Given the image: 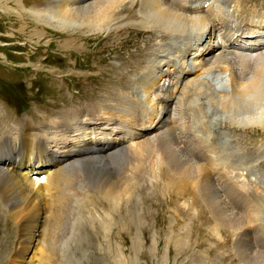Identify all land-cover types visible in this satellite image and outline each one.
I'll return each instance as SVG.
<instances>
[{"label": "rangeland", "instance_id": "obj_1", "mask_svg": "<svg viewBox=\"0 0 264 264\" xmlns=\"http://www.w3.org/2000/svg\"><path fill=\"white\" fill-rule=\"evenodd\" d=\"M68 1L0 0V118L4 119L2 121V128L4 129L0 130V157L13 160L17 164H21L26 155L32 150L35 157L41 154L39 157L41 164L38 163V165L45 168L51 166L54 159L35 148L39 142L44 140L47 146L50 144L61 145L66 141H68L67 143H73L77 141L80 133L89 131L94 132L93 135L96 138L101 137L105 130L98 122H101L100 120L107 121L110 115L112 117L109 121L122 124V131L113 133L123 134L124 131L131 130L130 138L134 141V138L140 140L142 136L149 132L142 126L136 127L135 123L130 120L131 115L135 111L136 113L141 111L137 105L138 103L136 104V100H132L130 97L129 88L133 85V81H135L137 76L140 77L142 70L133 68L128 70L127 64L129 63H124L127 65L124 67L125 77L128 75L129 79L131 76L133 80L128 84L126 81L122 82L119 74L112 72L110 75L108 72L116 59L124 60V57L130 58L132 56L130 60L128 59L129 62L134 63L135 61L140 67L144 63L143 65L146 67L147 64L154 62V57L159 59L164 54L168 57L167 59H170V63L173 64L170 69L172 73L171 79H174V83L166 89L168 93L176 94V97L179 94L177 83L181 81V74L178 72V66L175 62L178 61L181 54L173 53L174 46L170 43L168 36L161 37V42L163 43L159 41L157 45L155 43V46V36L137 25L135 27L128 25L141 20L140 17L135 15L139 10L138 7V9H134L135 14L131 15L132 10L129 9L130 7H126L128 2H121L123 6L120 5L118 8L115 7L116 9H111V15L115 22L121 16H125L120 21L121 23H116V25H122V27L114 31H105V29L99 31L93 24L86 26V29L84 27L67 26L66 4ZM235 1L237 0H228L224 6V9L228 6L224 12L229 17H225L226 21L223 24L224 36L229 37L230 43L231 40L233 42L240 41L244 26L241 24H250L247 28L261 26L259 22L264 18V0H248L242 2V4L238 3L239 0L234 3ZM231 5L233 8L230 7ZM234 9H238V11L236 12ZM227 10L232 13H228ZM209 35L212 36V33L210 32ZM114 36L117 37L115 38ZM218 39L221 44L227 42L226 38L221 35L218 36ZM257 39L263 41L264 32L258 34ZM101 41L102 43H100ZM126 44L129 46H126ZM164 44L172 46L166 48ZM138 49L146 50L137 52ZM213 49L211 48L210 52ZM152 50L158 52L159 56L153 55ZM94 52L97 54L95 55ZM143 52H147V54ZM208 53H205V55ZM144 57L147 60L146 62H144ZM158 59L153 69H156L157 65L160 64ZM99 64L100 66L98 67ZM149 66L151 67V65ZM107 69L109 70L107 71ZM85 72H89L91 75L87 81H79L75 86L70 83L72 81L69 79L70 76L78 81L80 77L84 78L83 76L87 75ZM103 72L106 73L104 74ZM113 74L116 77L111 81L109 77ZM98 83L104 85L100 86ZM116 88H119L117 93L125 91L120 98L117 93H108L110 96L107 94L108 91L113 92ZM44 90L48 91L45 95ZM89 93H97V95H93L91 100L90 97L79 99L81 95H89ZM94 96L101 97V105H97L94 102ZM85 102L89 106V111H95L94 116H89L85 120L96 118L94 122L97 123L93 126V122H76L69 127H65L63 121L68 113L67 110L70 109L69 107L74 105L72 107L74 109L73 113H76V111H81V108L86 105ZM188 103L186 102L184 105V108L187 107L188 111V122L185 121L188 129L182 131L183 139H187L188 142L191 141L188 144H192L193 140L194 143L203 141L201 145L210 141L209 143L213 146L205 147L209 150L204 152L205 157L196 158L195 161L198 166H202V169L211 167L208 170L199 172L190 162H187L183 166L182 171H179L171 166L170 162L164 157L163 152L156 151L148 163L144 164V161H141L127 165L113 164L110 165L113 168L109 166L107 170L101 171V184L105 185L107 189L112 182H119L122 188H125L123 194L126 195L132 186L136 187L138 184H142L145 193L138 195L137 192L135 193V197H140L141 195H150L155 187L159 193L154 194L151 200L154 203L157 200H161L163 204L161 206L159 204L146 205V208L145 205H142L137 208V212L140 213L139 216L142 215L145 219H143L144 227L146 224L150 232L142 238L134 235L132 240L134 242L137 240L142 241V246L139 248L132 247L131 250H128L127 246L122 249L121 244L123 243L120 238L115 236L113 238L111 233L108 235L106 233L108 232L107 229L106 231L101 229L100 237L94 238L93 229L95 222L93 223L92 220L88 219V222L82 225V238L79 235V239L82 240L78 241L76 236L75 238L71 236L70 239L68 238L65 241V243L68 241L69 248L73 249L72 252L71 249L69 250L72 264H264V259L259 258L260 256L264 257V125L262 124L255 128L250 126L251 128L240 127L237 129L226 123L209 121L211 119L207 108L200 105L197 100L190 104ZM100 109L103 111L107 110L106 114L99 115L98 111ZM136 119L140 121L141 118ZM57 120L58 123H56ZM26 122L38 129V133L33 136L35 138L24 134ZM209 124L211 125L209 132L214 137L213 135L208 136L205 134V127L209 126ZM110 126L112 125L109 124L105 127L109 128ZM199 131L205 134L202 138L204 140H199V136H195V133ZM97 134L99 135L97 136ZM40 135L42 137H39ZM123 136H125L124 140H128L129 137L126 134H123ZM225 138L228 140H225ZM195 140L198 141L196 142ZM174 147L180 150L183 148L178 145ZM99 153L101 154V152ZM71 154L75 157L78 153L72 152ZM187 155L185 149L178 154V156L185 158H188ZM235 163H238L237 166L245 168L243 172H247L246 176L252 179L244 182L240 188H236L239 182L229 173L230 165H236ZM150 168L151 171H149ZM165 170L170 174L166 179L164 176L167 173L163 172ZM180 172H183V174ZM36 173L32 172L31 174L34 175ZM137 174H141V176L138 177ZM207 175H211L209 180L217 179L215 183L217 190H220V197L225 198L229 204L216 201L217 209H214L206 190L202 186L204 177ZM128 177L131 178L129 181H127ZM172 177L174 181L171 184H167V181L173 179ZM218 184L225 187H220ZM233 187L243 197L241 204H238L226 190ZM225 190L227 193H224ZM12 198L10 201L2 198V203L4 202L2 205L5 206L3 207L5 210L2 208V211L3 214L5 212L6 216L11 214L10 212L12 211V207L8 205L21 201L17 194H14ZM90 202L91 199L89 198L88 205L92 208L93 214L98 221L102 223L112 217L108 203L103 202L95 205ZM218 209H220V212L216 213L215 210ZM46 228V241L49 244L58 242L60 239L58 238L60 237L58 235L59 231L55 232L56 228H54V225L48 224ZM157 228H160L159 232ZM114 231L112 230L111 232L114 233ZM110 236L113 238L111 241L112 247H110L113 251L107 248L106 243H104V246L100 242L101 237H103L101 240L106 242L110 239ZM72 238L74 241L71 240ZM58 259H60V256Z\"/></svg>", "mask_w": 264, "mask_h": 264}, {"label": "bare ground", "instance_id": "obj_2", "mask_svg": "<svg viewBox=\"0 0 264 264\" xmlns=\"http://www.w3.org/2000/svg\"><path fill=\"white\" fill-rule=\"evenodd\" d=\"M123 1L131 3H127L126 6L127 8L130 7L129 9L132 10L131 15L135 14V8H139L135 15L140 17L141 20L136 23L128 24L129 26L135 27L137 25L139 28H143L149 34L155 36L154 45L162 41L161 37L168 36L170 43L174 46L173 53L181 54L178 61L175 62L178 66V72L181 74V81L177 83L179 94L176 97V94L172 95L168 93L167 87L174 83V79H171L172 73L170 69L173 64L170 63V59H167L168 57L164 54H162L159 59L158 57H154V62L147 64L146 67L143 65L144 63L140 67L134 60H132L134 63L129 62L132 56H130V58L124 57V60L116 59L114 63L112 62L113 65L111 66V70L107 69V71L109 70L108 72L110 75L112 72H115L114 74H119L122 82L126 81L128 84L133 80L131 76L129 79L128 75L125 77L124 74L126 72L124 67L126 64L124 63L128 62L130 64H127L128 66L126 65L128 70L132 68L135 70H142L140 77L137 76L135 81H133V85L129 88L130 97L132 100H136V104L138 103L137 105L141 109L140 112L136 113L135 111L134 114L131 115L130 120L135 123L134 125H136V127L142 126V128L149 131L142 136L140 140L134 138L135 140L133 141L132 138H130L131 130L123 132V134L129 137L128 140H124L125 136H123V134L113 133L120 131L122 129V124L109 121L112 115L108 113L110 116L107 121L99 119L101 122L98 123L100 126L104 127L105 130L104 133L101 134V137H98L99 139L93 135L94 132L92 133L89 131L80 133L77 137V141L73 143H67L68 141H66L61 145L50 144L47 146L46 141L43 140L39 142L35 148L39 152H43L45 155H49V157L54 159L49 167L45 168L38 165V163L41 164V160L39 159L41 154L35 157L32 150L26 155L21 164L0 157V264H72V258L69 256V253H71L73 249L69 248L70 245L67 244L69 242L67 241V243H65V241L66 239L68 240V238L70 239L71 236H74V238L76 236L78 241L82 240L79 239L80 236L82 238L83 235L82 225L87 223L88 219L92 220L93 223L95 222L93 229L94 238L100 237L101 229H105L104 231L107 229L108 232L106 233L108 235L111 233L113 238L114 236L120 238L123 243L121 244L122 249L124 246H127L128 250H131L132 247H141L142 241L137 240L134 242V240H132L133 236L136 235L142 238L150 231L146 224L144 227L145 219L142 215H140L141 217L139 216L140 213L137 212V208L142 205H145L146 208V205L151 204H159V206H161L163 204L161 200H157L156 203L151 200L153 195L158 194L159 191L153 186L154 188L150 195L147 194L135 197L136 192L137 195L145 193L142 184H138L136 187L132 186L130 188V194L124 195L125 188H122L119 182H112L108 189L105 185L101 184L102 178L100 172L107 170L109 166L113 164L127 165L130 163L136 164L141 161H144V164L148 163L156 151L163 152L164 157L170 162L171 166L177 168L179 171H182L183 166L187 164V162H190L199 172L208 170L211 166L202 169V166L197 165L195 159L205 157L204 152L209 151L205 147L213 146L209 143L210 141L207 143L208 145H201L203 141L199 143L198 140V142L195 140L197 143H194L193 140L192 144H188L191 141L188 142L187 139H183L182 131L188 129V125L186 126L185 124L188 122L187 107L184 108L186 102L190 104L197 100L200 105L207 108L208 115L211 119L209 121L216 123L220 122L222 124L226 123L237 129L240 127L255 128L262 124L264 125V40L260 41L257 39V35L264 32V18L259 22L261 26H252L253 29L247 28L250 24H241L245 27L243 26L240 41L233 42V40H231L230 43L229 37L227 36V38L224 36L223 29L226 18H229L227 13L224 12L225 9L228 8L227 6V8L224 9L228 0H69L66 4L67 26L71 25L73 27L85 28L93 24L99 31L103 29H105V31L119 30V27H122V25H116V23H121L120 21H122L125 16H121L115 22L111 15V9L115 7L118 8V6L122 5L121 2ZM244 1L246 2L248 0H239L238 3L240 2L242 4ZM232 5L230 7H232ZM242 10L244 11V9ZM235 11L237 12L238 9ZM210 32L212 36L209 35ZM219 35L226 38L227 44L220 43L218 39ZM92 36L94 35L92 34ZM253 36L254 38L252 39ZM100 43H102V41ZM127 44L126 46H129ZM171 46L169 44H164L166 48H170ZM211 48H214L212 52H210ZM139 50L141 49H138L137 52L146 49ZM207 52L209 53L205 55ZM134 53L136 54V52ZM143 53L147 54V52ZM153 55L159 56V53L153 51ZM147 57L149 58V56ZM157 59L160 64L157 65L156 69H153ZM146 61L147 60L144 62ZM122 64H124V66H122ZM149 65H151V67ZM86 74L87 75L83 76L84 78L80 77L78 81L70 76L69 79L72 80L70 83L75 86L79 81H87L88 77L91 75L89 72ZM114 74L111 76L112 78L109 77L111 81L116 77ZM101 85L104 84H100V86ZM119 88L114 89L113 92L108 91L107 94L117 93ZM46 92L48 91L44 90V95ZM124 92L125 91L122 93ZM122 93H117L119 98ZM93 95H97V93L81 95L79 99L82 97H90L91 100L93 99ZM94 97V102L97 105H101V97ZM85 104L86 105L81 108V111H76V113H73L74 109L72 107H74V105L69 107L70 109L67 110L68 113L63 121L65 127H69L76 122H93V126L97 123L94 122L96 118L85 120L89 116L95 115V111H89L88 104L86 102ZM123 106L125 107L124 104ZM106 111L100 109L98 113L99 115H104ZM136 118L141 119L137 121ZM3 120L4 119L0 118V130L4 129L2 128ZM56 123H58V120ZM109 124L112 126L106 128L105 126ZM210 127V124L205 127V134L208 136L213 135L209 132ZM23 132L31 138H35L33 136L35 133H38V129L26 122V129ZM197 133L198 135H196ZM197 133H195V136H199V140L205 136V134L200 131ZM98 135L99 134H97V136ZM39 137L42 136L40 135ZM225 140L228 139L225 138ZM176 145L183 147L182 150L185 149L188 158L178 156L179 152L182 150L176 149L174 147ZM98 151L101 152V154ZM72 152L75 154L78 153L77 156L74 157L73 154H71ZM237 164L230 165L229 173L239 182L236 188H240L244 182L252 179L246 176L247 172H243L245 168L237 166ZM110 168L113 167L110 166ZM132 171L135 173L134 170ZM149 171H151V168ZM32 172L37 173L32 175ZM163 172L167 173V175L164 176L165 179L170 176L166 170ZM180 173L183 174V172ZM215 174L218 175L219 173ZM137 176L140 177L141 174H137ZM210 176L211 175H207L204 177L202 186L203 189L206 190L214 209H217L215 205L216 201L229 204L225 198L220 197V190H217L215 183L217 179L214 178L213 181L209 180ZM216 178H218V176H216ZM130 179L131 178L128 177L127 181ZM173 181L174 178L167 181V184H171ZM218 185L220 186V184ZM233 188L226 190L238 204H241L243 197L238 194L235 187ZM226 190L224 193H227ZM14 194H17L21 198V201L8 205L12 207V211L10 212L11 214L6 216L5 212L3 214L2 211V208L5 207L2 205L4 203H2V198L10 201L13 199L12 197ZM89 198L91 199L90 203L95 205H99L103 202L108 203L112 217L102 223L98 221L93 214L92 208L88 205ZM3 209L5 210V208ZM215 211L219 213L220 209ZM48 224L54 225V228H56L55 232L59 231L58 235L60 237L58 238L60 239L53 244H49L45 239V232ZM112 230H115L114 233L111 232ZM157 231L159 232L160 228H157ZM112 237L110 236V239L106 242L101 240L103 237L100 238L101 244L105 246L104 243H106L110 251H113L110 248L112 247ZM71 240H73V238ZM70 249L71 252H69ZM59 256L60 259H58ZM259 258L264 259L262 256Z\"/></svg>", "mask_w": 264, "mask_h": 264}]
</instances>
